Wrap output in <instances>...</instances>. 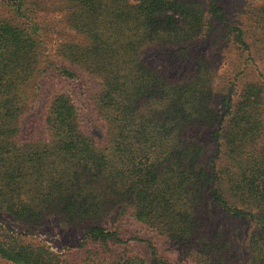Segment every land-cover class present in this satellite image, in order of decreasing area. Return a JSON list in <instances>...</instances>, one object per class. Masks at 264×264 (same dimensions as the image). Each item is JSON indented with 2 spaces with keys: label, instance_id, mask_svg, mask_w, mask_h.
<instances>
[{
  "label": "trees",
  "instance_id": "1",
  "mask_svg": "<svg viewBox=\"0 0 264 264\" xmlns=\"http://www.w3.org/2000/svg\"><path fill=\"white\" fill-rule=\"evenodd\" d=\"M61 1L68 25L87 44L63 43L58 53L100 78L93 111L104 139L87 132L63 91L48 102L50 140L22 136V88L38 65L39 27L24 0L0 1L12 13H0V208L26 224L57 216L79 227L77 247H89L83 264H170L151 238H125L117 221L105 226L116 209L157 236L188 243L195 264H264V75L240 85L245 67H234L224 81L195 50L197 40L218 42L225 34L240 57L258 55L264 64V1L250 17L258 33L249 42L220 0ZM151 46L186 57V77L148 64L142 52ZM59 74L75 76L65 65ZM224 215L253 221L243 245L231 238L235 230L219 222L210 228ZM0 257L67 264L62 253L1 221Z\"/></svg>",
  "mask_w": 264,
  "mask_h": 264
},
{
  "label": "rangeland",
  "instance_id": "2",
  "mask_svg": "<svg viewBox=\"0 0 264 264\" xmlns=\"http://www.w3.org/2000/svg\"><path fill=\"white\" fill-rule=\"evenodd\" d=\"M0 1L3 2V0ZM261 2L262 0H220L229 22L232 26L244 30V35L249 38H246L248 42L251 36L255 37L258 33V29L250 17L258 3ZM24 3L32 9L31 14L29 12L26 14L32 17L39 27L37 48L39 61L31 78L22 88L24 97L28 101L27 110L20 120L22 136L43 142L50 140L44 125L48 102L55 93L63 91L69 94L79 107L87 132L93 134L96 140L101 143L104 138H101L97 131L102 129V124L93 111L94 101L102 88L101 80L83 68L70 65L58 53L61 44L71 42L85 45L87 44L86 38L68 25L65 16L67 9L61 0H24ZM2 6L0 5V13L5 17H10L12 13L7 12L10 10L9 7ZM23 22L27 21L23 19ZM217 37L218 42L209 43L206 42V39L197 40L195 50L208 58L210 64L215 67L216 74L221 76L222 80L225 81L228 77L233 76L234 67L241 68L242 66L245 67V70L238 76L240 85L248 80L258 81L260 73L264 75V64L258 55H254L253 59L247 58L246 53L244 57H240L232 41H229V36L224 34ZM142 55L148 64L156 67L168 77L176 80H183L186 77L187 58L180 57V53L175 50L151 46L144 48ZM63 65L69 66L75 76L69 79L61 77L59 69ZM0 221L26 239L41 241L53 251L62 253L66 257L67 264H83L84 251L89 247L85 246V249L77 247L84 233L79 227L69 226L57 216H48L38 224H26L14 219L7 214L5 209L1 208ZM114 221L126 227L125 238L130 236L151 238L158 254L165 257L170 264H195L185 253L188 243L176 244L170 239L155 235L148 227L139 224L127 212L123 213L121 209L110 212L104 224L109 227ZM218 222L219 226L225 228L223 231L235 230L234 233H230L231 238L235 242H242V245L244 236L254 226L251 220L237 221L236 218L224 215L210 221V228L218 227ZM234 234H238L239 239H236ZM242 245L239 248H242ZM137 246L139 248L142 244ZM0 264H10V262L0 257Z\"/></svg>",
  "mask_w": 264,
  "mask_h": 264
}]
</instances>
